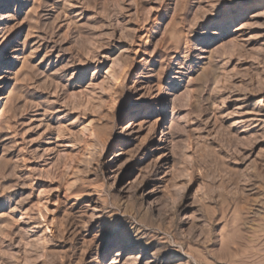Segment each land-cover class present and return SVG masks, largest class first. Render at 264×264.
<instances>
[{"label":"rangeland","instance_id":"rangeland-1","mask_svg":"<svg viewBox=\"0 0 264 264\" xmlns=\"http://www.w3.org/2000/svg\"><path fill=\"white\" fill-rule=\"evenodd\" d=\"M2 59L0 264H264V0H3Z\"/></svg>","mask_w":264,"mask_h":264},{"label":"bare ground","instance_id":"bare-ground-1","mask_svg":"<svg viewBox=\"0 0 264 264\" xmlns=\"http://www.w3.org/2000/svg\"><path fill=\"white\" fill-rule=\"evenodd\" d=\"M120 1V0H119ZM2 3H3V0H0V5H2ZM3 9V8H2ZM42 11H43V8L41 9ZM112 10V9H111ZM108 11H109V9H108ZM110 12V11H109ZM116 15H115V17L117 16V18H116V20H117V22L119 23L118 24V27H116V28H118V29H121V26H122V13L120 12V10H116V13H115ZM109 16V15H108ZM109 19H111V18H109ZM104 22L105 23H107V26L106 27H108V22H109V20H108V18L106 17V19L104 20ZM244 27H245V25H242L239 29H244ZM237 31H240V30H237ZM0 64H3V59L2 60H0ZM0 73H3L2 72V70H0ZM32 79V78H31ZM26 87H27V84H26ZM13 108H14V106H13ZM14 114L12 115V117H11V123L12 124H15V122H14ZM2 118V117H1ZM133 125V124H132ZM11 129H13V127L11 128ZM134 256H132V258H128V259H130V260H132V259H136V258H133ZM134 260H132V262H131V264H136L137 262H135Z\"/></svg>","mask_w":264,"mask_h":264}]
</instances>
